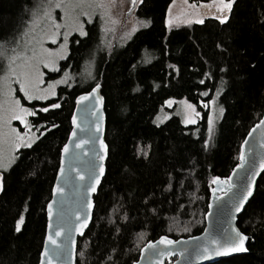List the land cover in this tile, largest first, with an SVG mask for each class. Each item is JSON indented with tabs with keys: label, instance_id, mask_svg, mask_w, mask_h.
<instances>
[{
	"label": "trees",
	"instance_id": "1",
	"mask_svg": "<svg viewBox=\"0 0 264 264\" xmlns=\"http://www.w3.org/2000/svg\"><path fill=\"white\" fill-rule=\"evenodd\" d=\"M172 1L140 0L139 28L124 45L110 49L102 46L97 23L87 24V35L71 37L60 63L74 83L60 86L53 99L27 103L39 136L2 172L0 264H38L45 206L75 97L97 83L105 100V173L91 222L77 241L76 264H131L149 240L202 231L212 178L230 173L244 136L264 113V0H235L224 24L205 18L169 27ZM33 10L34 0H0V44L23 33ZM91 63L92 75L82 81ZM4 64L0 59V73ZM218 89L223 113L209 135L208 102ZM169 98L193 103L198 120L184 125L172 116L154 124ZM237 226L248 237L246 253L214 264H264V172Z\"/></svg>",
	"mask_w": 264,
	"mask_h": 264
},
{
	"label": "rangeland",
	"instance_id": "2",
	"mask_svg": "<svg viewBox=\"0 0 264 264\" xmlns=\"http://www.w3.org/2000/svg\"><path fill=\"white\" fill-rule=\"evenodd\" d=\"M55 2L56 0H34L36 16L32 15L21 35L12 40L10 39L4 45L7 54L0 55V59L5 63L0 77H7L11 97L19 100L21 106L29 109L32 113H34V110L27 103L53 99L56 97L60 86H71L74 83L75 76L70 72V69H61L60 63L68 55L71 37L75 34L81 36L79 25L83 26V31L85 32L86 25L94 22L96 18L102 46L107 49H110L115 44L124 45L139 28V23L135 18V11L139 2L132 3V0H104L103 7L84 3L74 9L71 7L55 8L52 6ZM45 11L50 13L52 20L47 19L43 15ZM219 15L221 13L217 11L216 0L199 4H194L189 0H173L167 10L166 19L169 27H175L196 22L198 19L202 21L205 18H216ZM56 24L60 25V27L56 28ZM74 28L76 29L75 31H73ZM65 32L69 33L66 39ZM53 37L57 41L55 44L51 43V38ZM37 41L42 42L43 48L51 50V55L41 53L39 56L40 63H37L35 58L26 61V58L33 56V49L37 52L40 51V45ZM61 45H64V47L61 48ZM18 53L21 58L16 59L11 66L15 68L16 74L23 73L22 78L30 81L32 85L30 90L32 98L30 99H26L20 91L17 75H13L8 71L10 58ZM46 60L52 61L49 67L44 66L43 61ZM91 69L92 63L89 65L84 77H82V81H86L91 77ZM57 80L62 82L55 83ZM220 92L221 89H218L208 102L209 117L211 116L212 118V133L215 131L223 113L221 111L223 107L219 101ZM37 96L44 98L37 99L35 98ZM10 107H14L10 101L4 104L5 110ZM159 110L152 119V122L156 125L164 123L172 116H177L184 125L194 124L198 120L196 106L185 98H169L164 101ZM4 114L7 116V111ZM30 116L32 115L24 118L27 127L18 120H11L9 126L3 128V132L6 135L0 136V162L6 165L7 170L15 163L18 150L25 148L24 143L30 141L32 145L39 136L33 127ZM185 120H194L195 122L185 123ZM9 128L16 129V132L20 133L23 138V142L20 143L19 147L16 146L18 141L15 133H11ZM208 134L211 135L209 133V123ZM0 172H5V170L0 168Z\"/></svg>",
	"mask_w": 264,
	"mask_h": 264
},
{
	"label": "water",
	"instance_id": "3",
	"mask_svg": "<svg viewBox=\"0 0 264 264\" xmlns=\"http://www.w3.org/2000/svg\"><path fill=\"white\" fill-rule=\"evenodd\" d=\"M95 85L93 87H95ZM91 89L92 87L87 91L79 93L77 96L86 95L91 91ZM97 96L100 97V105L98 109H96V96L89 97L88 100L83 101L79 105L76 104L75 97V107L73 112L76 113L78 126L74 129L71 123V130L65 143L62 145V148L65 144L69 145L68 151L64 154L63 171L60 173V176L57 177V172L61 169L60 150L58 167L52 184V187L55 185L58 188H63L64 191L62 193L57 192L54 195L51 187L50 198L45 206L46 226L44 236H52L57 241V243L62 245L65 250V255L62 258L63 264H76L78 238L89 226L93 215V197L97 191L91 195H89L87 192V187L90 186L91 180L87 162L92 161L97 165L96 175H100L98 169L101 163L104 165L105 169L104 160L107 154L104 140L106 113L105 100L101 94V86L97 89ZM93 112L96 114L93 115ZM262 119H264V113L258 122L250 127L244 136L240 144L237 163L233 167L235 171L232 169L226 177H217L220 180H225L226 178L231 177L230 183L233 185V187L229 188L227 184H216L211 182L210 195L207 203V211L204 215V226L202 231L196 235L187 237L172 238L167 235H161L156 239L149 240L144 243V245L152 243L153 248H145L143 255H141L139 250L138 258L134 261L135 264H214L222 259L246 253H228L226 255L219 256L213 255L212 253H207L203 256V258H197L195 255L197 247L202 246L206 238L210 235L226 229L230 230L231 228H236L237 231L242 233L237 226V219L249 200L245 202V206L239 213H237L234 208H232V204L235 202L236 196L243 194L244 187H246L248 182V176L253 175L255 177L252 180L254 192L257 181L264 172V168H260L261 157L264 156V148L260 147V143L264 142V125H261ZM97 122H99L101 129L98 133L96 132ZM81 126L83 127V131H81ZM249 133H251V135H249ZM70 134H72L71 139H69ZM77 139H85L88 140L89 143L78 149L75 147V142ZM100 141H103L105 145V151L103 153L100 152ZM241 145H243L244 153L243 163L240 160ZM250 148L252 149L251 152H249ZM101 155L104 157L103 161L98 159V157ZM238 164H240L241 167L237 168L236 166ZM73 168H75L76 171H72ZM77 173L83 175L85 179L78 180ZM103 176L104 174L100 175V183ZM65 178H67V182H65ZM100 183L97 184V189ZM0 188L3 189L2 172H0ZM213 189H216V191L213 192ZM1 192L2 190H0V194ZM251 197H249V199ZM89 200L92 201L91 209L87 207ZM49 201H51L53 205V216L51 219L48 217L47 209ZM60 210L63 211L65 219L63 224H61V235L57 237L55 236L56 226L58 224L56 213ZM77 213H79V216L86 221V224L82 226L80 231H77V225L80 223V220L77 218ZM50 224L52 227H49ZM162 236L173 241V243L171 245L157 243V241H159L160 237ZM245 236L247 237V235ZM247 240L248 237L245 241V247H247ZM144 245L141 248H144ZM50 247L51 245L46 244L43 238L40 252ZM156 249H160L164 252H170L172 254L157 257L152 254ZM177 253H180V255H177ZM134 262L131 264H134ZM38 264H41L40 255ZM44 264H47L46 257L44 258Z\"/></svg>",
	"mask_w": 264,
	"mask_h": 264
},
{
	"label": "snow or ice",
	"instance_id": "4",
	"mask_svg": "<svg viewBox=\"0 0 264 264\" xmlns=\"http://www.w3.org/2000/svg\"><path fill=\"white\" fill-rule=\"evenodd\" d=\"M138 2H140V0H132V3H138ZM84 3H89L90 5H94L97 7H103L104 0H56V2L52 6L55 8L71 7L74 9V8L84 4ZM234 3H235V0H216L217 11L219 13H221V15L217 16L216 18L219 20V22L221 24H224L226 21H228L230 19L228 13L231 10H233ZM43 15L45 17H47V19L52 20V17L48 11H45ZM33 16H36L35 10H33ZM61 19H63V17H61ZM53 23H54V21H53ZM165 23L167 25L168 21L166 20ZM196 23H201V21L198 19L196 21ZM141 24L144 27L148 26L147 22H144V21H141ZM55 27L59 28L60 25L56 24ZM79 29H80V35L84 36L86 33L83 31V26L79 25ZM75 30L76 29L74 28L73 31H75ZM68 34L69 33L65 32V39L67 38ZM56 42L57 41L54 37L51 38V43L55 44ZM37 43L40 45V51L37 52L35 49H33V56L26 58V61L35 58V59H37V63H40L41 61L39 59V56L41 53H48L49 56L51 55V50L43 48L42 42L37 41ZM63 47H64V45H61V48H63ZM218 47H219V45H218ZM13 51H15V50L13 49ZM6 54L7 53H6V49H5L4 45L0 44V55H6ZM18 58H21L19 53L10 58L8 71H9V73H11L13 75H17V82L20 85V91L24 94V97L26 99H30V98H32L30 96V90L32 88L30 81H27L26 79L22 78L24 75L23 73L16 74L15 68H13L11 66L12 63L15 62V60ZM58 58H62V57H58ZM43 63H44L45 67H49L50 64L52 63V61L46 60V61H43ZM221 71H224V69H221ZM61 82H62L61 80H57L55 83H61ZM8 84H9V81L7 80V77H0V136L6 135V133L3 132V128L9 126V122L11 120H18L21 124H25V126L27 127L26 121L24 119L25 116L34 114V113L30 112L29 109L22 107L19 100H16V99L11 97V91H10V88L8 87ZM98 88H100L99 83H97L95 85V87H92L91 91L88 92L86 95L77 96L76 97V104L79 105L83 101L88 100L89 97L96 96V109H98L99 105H100V97L97 96V89ZM205 94L206 93H202V95H205ZM35 98L42 99L44 97L37 96ZM9 101L11 102L12 105H14V107H10L7 110H5L4 104L8 103ZM50 107L55 109V108H59L60 105L59 104H51ZM189 107H191V106L189 105ZM48 110H49L48 108H41L40 109V111H42V112H47ZM5 111H7V116H5V114H4ZM221 111H223V110L221 109ZM92 114L95 115L96 113L93 112ZM184 122L185 123H194L195 121L194 120H185ZM71 123H72V127L74 129L78 126L77 125V116H76L75 112H73V115L71 118ZM261 125H264V119L261 120ZM52 127L55 128L56 125L53 124ZM211 127H212V118L210 116L209 117V131L210 132H211ZM100 130H101L100 124H99V122H97L96 132L98 133V132H100ZM9 131L11 133H15L16 139L18 141L16 146L19 147L20 143L23 142V138L21 137L20 133L16 132V129H14V128H9ZM81 131H83L82 126H81ZM41 134H43V133H41ZM249 135H251V133H249ZM71 138H72V134L69 135V139H71ZM87 143H89L88 140L77 139L75 142V147L79 149V148H82V146L87 144ZM24 146L30 147L31 142L29 141L27 143H24ZM205 146H207V141H205ZM260 147L264 148V142L260 143ZM68 149H69L68 144H65L63 146V148L61 149V160H60L61 169L57 172V177H59L60 173L63 171L64 154L68 151ZM104 151H105V145H104L103 141H100V152L103 153ZM251 151H252V149L250 148L249 152H251ZM98 159L103 161L104 157L101 155L98 157ZM240 160L243 163V161H244L243 145H241ZM87 167L89 168V175L91 177L90 186L87 187V192L89 193V195H91L92 193L97 191V184L100 183V175L104 174L105 169H104V165L101 163L99 165V169H98L100 175H96L97 165L94 162H92V161L87 162ZM236 167L239 168V167H241V165L238 164ZM0 168H3L5 171L7 170L6 165H4L2 162H0ZM260 168H264V156L261 157ZM253 170H255V169H253ZM72 171H76V169L73 168ZM233 171H235V169H233ZM254 178L255 177L253 175H249L248 176V182L246 184V187H244L243 194L235 197V202L232 204V208H234V210L237 213L242 211V208L245 206V202L249 200V197L254 195L253 185H252V180ZM77 179L78 180H84L85 177L83 175L77 173ZM230 181H231V177H228L225 180H220L217 177L212 178V183L227 184V186L229 188L233 187V185L230 183ZM65 182H67V178H65ZM0 190H2V188H0ZM63 191H64L63 188H58L55 185H53V187H52V192L54 195L57 192L62 193ZM215 191H216V189H213V192H215ZM87 207L89 209H91V207H92V201L91 200L88 201ZM47 209H48V217L51 219V217L53 216V210H52L53 205H52L51 201L48 202ZM56 216H57L58 224L56 226L55 236L59 237L61 235V231H62L61 224H63L65 218H64V214H63L62 210L58 211L56 213ZM77 218H78V220H80V223L77 225V231H80L82 226L84 224H86V221L83 220L79 216V213H77ZM21 222H22V217H21V219H17L15 222V230L17 232L20 231ZM49 227H52V225L50 224ZM246 239H247V237L244 234L237 231L236 228H231L230 230L226 229V230H223L221 232L215 233V234L207 237L204 244L202 246L197 247L195 255L197 256V258H203V256L207 253H212L213 255H217V256L226 255L228 253H243V252L247 251V249L245 247ZM44 241L46 244L51 245V247L46 248L45 250H42L40 252L39 255L41 258V264H44V258L45 257L47 258V264H63L62 258L65 255V250L62 247V245L57 243V241L52 236H49V235L44 236ZM157 243L164 244V245H171L173 243V241L168 240L162 236V237H160L159 241H157ZM145 248L152 249L153 248L152 243L145 244L144 248L140 249L141 255L144 254ZM185 251H187V250H185ZM152 254L159 257L162 255H171L172 253L164 252L160 249H156L154 251V253H152ZM177 255H180V253H177ZM108 259H111V257H108ZM134 264H135V262H134Z\"/></svg>",
	"mask_w": 264,
	"mask_h": 264
},
{
	"label": "flooded vegetation",
	"instance_id": "5",
	"mask_svg": "<svg viewBox=\"0 0 264 264\" xmlns=\"http://www.w3.org/2000/svg\"><path fill=\"white\" fill-rule=\"evenodd\" d=\"M95 22L97 23V24H96L97 31H98V33L100 34L99 26H98V22H97L96 18H95ZM85 33H86L85 35H87V29H86ZM75 35H76V34H75ZM85 35H84V36H85ZM73 36H74V35H73ZM77 36H79V35H77ZM80 37H83V36H80ZM99 44H100V43H99ZM99 44H98V45H99Z\"/></svg>",
	"mask_w": 264,
	"mask_h": 264
}]
</instances>
